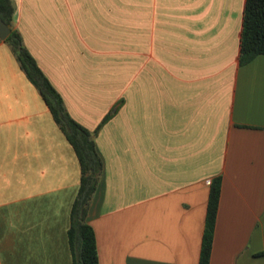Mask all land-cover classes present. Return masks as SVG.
Returning a JSON list of instances; mask_svg holds the SVG:
<instances>
[{"label": "crops", "instance_id": "0c3cea01", "mask_svg": "<svg viewBox=\"0 0 264 264\" xmlns=\"http://www.w3.org/2000/svg\"><path fill=\"white\" fill-rule=\"evenodd\" d=\"M12 27L92 130L98 264H264V54L239 64L244 0H11ZM79 164L0 39V264H72Z\"/></svg>", "mask_w": 264, "mask_h": 264}, {"label": "trees", "instance_id": "16d2710c", "mask_svg": "<svg viewBox=\"0 0 264 264\" xmlns=\"http://www.w3.org/2000/svg\"><path fill=\"white\" fill-rule=\"evenodd\" d=\"M14 5L0 0V20L9 27L2 40L10 49L19 68L37 90L49 113L70 144L79 164V183L69 211L66 230L72 264H98L95 237L86 221L90 200L102 174V160L94 138L112 112L108 111L92 130H87L66 112L62 99L23 45L19 32L12 27ZM264 54V0H244L239 39V64ZM221 178H211L206 198L203 228L197 264H208L218 207Z\"/></svg>", "mask_w": 264, "mask_h": 264}, {"label": "water", "instance_id": "95a60500", "mask_svg": "<svg viewBox=\"0 0 264 264\" xmlns=\"http://www.w3.org/2000/svg\"><path fill=\"white\" fill-rule=\"evenodd\" d=\"M9 33V27L0 20V39L3 40Z\"/></svg>", "mask_w": 264, "mask_h": 264}]
</instances>
